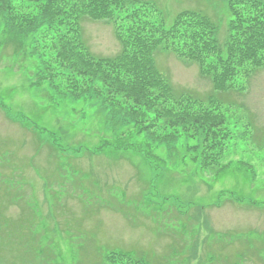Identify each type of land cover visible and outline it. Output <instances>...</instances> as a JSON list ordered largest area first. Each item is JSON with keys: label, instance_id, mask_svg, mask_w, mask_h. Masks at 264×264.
<instances>
[{"label": "rangeland", "instance_id": "obj_1", "mask_svg": "<svg viewBox=\"0 0 264 264\" xmlns=\"http://www.w3.org/2000/svg\"><path fill=\"white\" fill-rule=\"evenodd\" d=\"M148 1L166 24L180 10H200L216 24L219 44L228 38V0ZM2 30L0 20V264H104L110 249L149 264H264V66L243 90L223 92L176 49L153 53L177 99H215L237 120L239 143L219 173L220 163L198 167L185 135L171 148L149 146L117 126L103 97L72 103L33 85L28 46ZM81 32L96 56L120 52L111 22L85 17ZM159 117L180 120H148ZM120 133L124 146L134 144L98 149Z\"/></svg>", "mask_w": 264, "mask_h": 264}, {"label": "trees", "instance_id": "obj_2", "mask_svg": "<svg viewBox=\"0 0 264 264\" xmlns=\"http://www.w3.org/2000/svg\"><path fill=\"white\" fill-rule=\"evenodd\" d=\"M156 9L148 0H0V20L6 39L23 49L28 46L36 68L33 85L46 84L72 103L88 104L103 97L117 126L147 140L149 146L171 148L178 135H185V140H194L186 147L187 154L199 168L211 169L239 143L237 120L233 114L227 116L215 99L205 104L188 97L177 99L155 66L153 53L177 50L182 58L199 64L217 91H241L242 82L264 66V4L228 0V38L223 45L216 37V24L200 10H180L166 24ZM85 17L111 22L121 47L116 56H96L90 51L81 32ZM160 113L180 116L179 123L160 117L150 121ZM183 123L194 131L184 129ZM159 125L174 127L178 133L156 134L151 127ZM121 133L98 149L134 144L124 146ZM140 142L137 145L144 149ZM219 167V173L227 169L224 164ZM103 262L149 264L142 256L114 249L104 253Z\"/></svg>", "mask_w": 264, "mask_h": 264}]
</instances>
